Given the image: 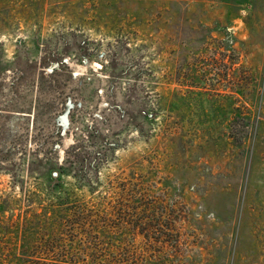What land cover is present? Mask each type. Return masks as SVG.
I'll return each instance as SVG.
<instances>
[{
	"label": "rangeland",
	"instance_id": "obj_1",
	"mask_svg": "<svg viewBox=\"0 0 264 264\" xmlns=\"http://www.w3.org/2000/svg\"><path fill=\"white\" fill-rule=\"evenodd\" d=\"M0 264H264V0H0Z\"/></svg>",
	"mask_w": 264,
	"mask_h": 264
},
{
	"label": "water",
	"instance_id": "obj_2",
	"mask_svg": "<svg viewBox=\"0 0 264 264\" xmlns=\"http://www.w3.org/2000/svg\"><path fill=\"white\" fill-rule=\"evenodd\" d=\"M56 175H57V174L54 172V173H53V176L55 177Z\"/></svg>",
	"mask_w": 264,
	"mask_h": 264
},
{
	"label": "trees",
	"instance_id": "obj_3",
	"mask_svg": "<svg viewBox=\"0 0 264 264\" xmlns=\"http://www.w3.org/2000/svg\"><path fill=\"white\" fill-rule=\"evenodd\" d=\"M52 177H54V176H52ZM53 180H55V178H52Z\"/></svg>",
	"mask_w": 264,
	"mask_h": 264
}]
</instances>
